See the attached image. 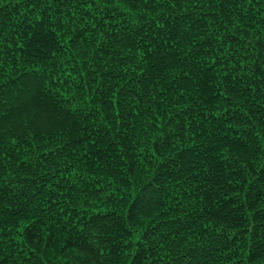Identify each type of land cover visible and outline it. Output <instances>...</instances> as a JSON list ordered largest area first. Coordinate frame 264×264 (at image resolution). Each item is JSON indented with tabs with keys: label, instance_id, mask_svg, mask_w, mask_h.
Listing matches in <instances>:
<instances>
[{
	"label": "trees",
	"instance_id": "1",
	"mask_svg": "<svg viewBox=\"0 0 264 264\" xmlns=\"http://www.w3.org/2000/svg\"><path fill=\"white\" fill-rule=\"evenodd\" d=\"M0 264H264V0H0Z\"/></svg>",
	"mask_w": 264,
	"mask_h": 264
}]
</instances>
